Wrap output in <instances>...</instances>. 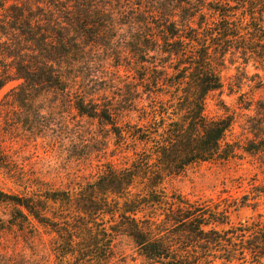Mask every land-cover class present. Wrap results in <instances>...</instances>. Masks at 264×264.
Here are the masks:
<instances>
[{
  "label": "trees",
  "instance_id": "trees-1",
  "mask_svg": "<svg viewBox=\"0 0 264 264\" xmlns=\"http://www.w3.org/2000/svg\"><path fill=\"white\" fill-rule=\"evenodd\" d=\"M1 11L0 34L27 46L22 56L0 46L20 81L15 101L37 102L39 116L47 96L67 99L128 160L64 188L0 165L16 188L0 190V232L46 236L53 264H110L121 235L153 264H264V216L229 219L258 206L264 184L231 205L165 187L192 165L234 155L224 142L234 118L208 117L206 98L232 59L264 69V0H0ZM257 128L245 152L264 151Z\"/></svg>",
  "mask_w": 264,
  "mask_h": 264
},
{
  "label": "rangeland",
  "instance_id": "rangeland-1",
  "mask_svg": "<svg viewBox=\"0 0 264 264\" xmlns=\"http://www.w3.org/2000/svg\"><path fill=\"white\" fill-rule=\"evenodd\" d=\"M0 12V21L3 20ZM1 24V22H0ZM264 27V21H263ZM1 31V28H0ZM18 34H0V46L7 43L18 54L27 55ZM20 46V47H19ZM113 64V60L108 61ZM120 74L124 72L120 70ZM8 79L0 90V165L14 166L23 176H36L54 187L64 188L73 183L91 180L102 164L121 167L128 157L120 154L112 143L107 127L77 117L67 99L47 96L42 110L35 112L36 103L25 106L15 101L11 92L18 87L12 60L0 52V82ZM223 86L206 98L208 117L231 115L234 123L225 143L234 146V155L227 160L203 162L188 167L182 174L169 179L165 187L170 193L190 201H208L231 205L252 187L264 184V151L248 153L243 150L253 139L252 132L264 126V69L241 59L227 62L222 72ZM238 96H241L238 102ZM258 129V128H257ZM0 171V190L16 192V188ZM253 203V202H250ZM4 212L9 209L2 207ZM264 216V197L258 206L243 207L229 217L232 224ZM2 216V214H0ZM53 264L48 238L24 242L18 233L0 232V263ZM110 264H153L138 252L132 240L124 235L116 238Z\"/></svg>",
  "mask_w": 264,
  "mask_h": 264
}]
</instances>
